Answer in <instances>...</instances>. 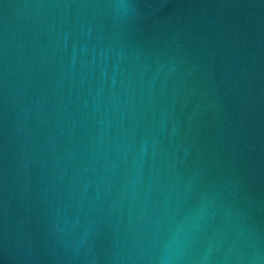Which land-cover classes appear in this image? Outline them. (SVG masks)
I'll return each instance as SVG.
<instances>
[{"label": "water", "instance_id": "obj_1", "mask_svg": "<svg viewBox=\"0 0 264 264\" xmlns=\"http://www.w3.org/2000/svg\"><path fill=\"white\" fill-rule=\"evenodd\" d=\"M264 264V0H0V264Z\"/></svg>", "mask_w": 264, "mask_h": 264}, {"label": "clouds", "instance_id": "obj_2", "mask_svg": "<svg viewBox=\"0 0 264 264\" xmlns=\"http://www.w3.org/2000/svg\"><path fill=\"white\" fill-rule=\"evenodd\" d=\"M180 259L179 249L174 248L170 249L166 258L161 261V264H176V262Z\"/></svg>", "mask_w": 264, "mask_h": 264}]
</instances>
